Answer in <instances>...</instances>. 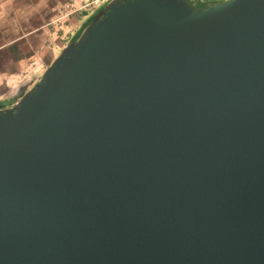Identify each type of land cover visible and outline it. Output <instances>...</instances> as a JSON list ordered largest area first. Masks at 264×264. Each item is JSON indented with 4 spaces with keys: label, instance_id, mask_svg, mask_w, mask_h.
Returning <instances> with one entry per match:
<instances>
[{
    "label": "water",
    "instance_id": "1",
    "mask_svg": "<svg viewBox=\"0 0 264 264\" xmlns=\"http://www.w3.org/2000/svg\"><path fill=\"white\" fill-rule=\"evenodd\" d=\"M0 264H264V0H110L0 107Z\"/></svg>",
    "mask_w": 264,
    "mask_h": 264
},
{
    "label": "crops",
    "instance_id": "2",
    "mask_svg": "<svg viewBox=\"0 0 264 264\" xmlns=\"http://www.w3.org/2000/svg\"><path fill=\"white\" fill-rule=\"evenodd\" d=\"M63 0H0V102L7 99L36 66L47 67L68 44L57 30L43 27ZM84 17L75 21L78 31Z\"/></svg>",
    "mask_w": 264,
    "mask_h": 264
},
{
    "label": "built area",
    "instance_id": "3",
    "mask_svg": "<svg viewBox=\"0 0 264 264\" xmlns=\"http://www.w3.org/2000/svg\"><path fill=\"white\" fill-rule=\"evenodd\" d=\"M110 0H63L57 8L55 15L45 24L59 33L62 40L68 41L74 35L77 25L74 19H81L86 14L91 15L102 9ZM222 1V0H214ZM45 70L42 65L36 66L21 82L13 85L14 88L25 87L29 90L35 83L41 80Z\"/></svg>",
    "mask_w": 264,
    "mask_h": 264
},
{
    "label": "trees",
    "instance_id": "4",
    "mask_svg": "<svg viewBox=\"0 0 264 264\" xmlns=\"http://www.w3.org/2000/svg\"><path fill=\"white\" fill-rule=\"evenodd\" d=\"M188 4L193 5L199 9L207 6L210 3L215 2L214 0H187ZM97 11H95L93 14L89 15L85 20L84 23L82 24V26L78 29L76 35L72 38V41H75L78 36L80 35L81 31L84 29V27L87 25V23L92 19L93 15L96 13Z\"/></svg>",
    "mask_w": 264,
    "mask_h": 264
},
{
    "label": "flooded vegetation",
    "instance_id": "5",
    "mask_svg": "<svg viewBox=\"0 0 264 264\" xmlns=\"http://www.w3.org/2000/svg\"><path fill=\"white\" fill-rule=\"evenodd\" d=\"M99 11V10H98ZM97 11V12H98ZM96 12V13H97ZM95 13V14H96ZM94 14V15H95ZM93 15V16H94ZM25 92V87H19L17 88L12 95H10L7 99H5L4 101L0 102V107L1 108H5V107H10L12 106L17 100L18 98Z\"/></svg>",
    "mask_w": 264,
    "mask_h": 264
},
{
    "label": "rangeland",
    "instance_id": "6",
    "mask_svg": "<svg viewBox=\"0 0 264 264\" xmlns=\"http://www.w3.org/2000/svg\"><path fill=\"white\" fill-rule=\"evenodd\" d=\"M57 10V9H56ZM56 10H55V13H56ZM55 13L53 12L52 14H50L49 15V17L48 18H46V20H45V23L43 24V27H45V24L55 15ZM86 19V18H85ZM74 21H77V19H74ZM82 26V25H81ZM80 26V27H81ZM46 28H49V27H46ZM76 33L77 32H74V35L71 37V38H69L68 39V43H70L71 42V40H72V38L76 35ZM3 36L0 34V43H2L3 42ZM61 51V50H60ZM60 51H59V53H60ZM16 90V89H15ZM14 90V91H15Z\"/></svg>",
    "mask_w": 264,
    "mask_h": 264
}]
</instances>
